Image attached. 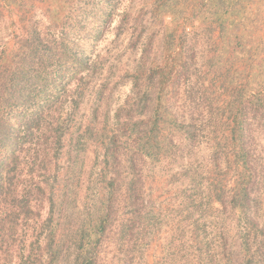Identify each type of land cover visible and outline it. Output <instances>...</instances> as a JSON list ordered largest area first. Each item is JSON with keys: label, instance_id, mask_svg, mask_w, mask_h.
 <instances>
[{"label": "trees", "instance_id": "16d2710c", "mask_svg": "<svg viewBox=\"0 0 264 264\" xmlns=\"http://www.w3.org/2000/svg\"><path fill=\"white\" fill-rule=\"evenodd\" d=\"M151 249L264 264V0H0V264Z\"/></svg>", "mask_w": 264, "mask_h": 264}, {"label": "rangeland", "instance_id": "374dc122", "mask_svg": "<svg viewBox=\"0 0 264 264\" xmlns=\"http://www.w3.org/2000/svg\"><path fill=\"white\" fill-rule=\"evenodd\" d=\"M114 28V27H113ZM112 28V31L109 33L110 38H114L113 32L114 29ZM110 41V40H109ZM146 185L145 188L147 191L152 192V198H155L156 202V208H160L161 206L165 207V210L168 211V206L172 205V197L170 191L166 190L165 188V179L164 177H160L157 173H154L153 175H147L146 176ZM84 184V183H83ZM109 253L112 254V248H109ZM154 249H151L149 252V263L152 264L155 260L156 256H154Z\"/></svg>", "mask_w": 264, "mask_h": 264}]
</instances>
